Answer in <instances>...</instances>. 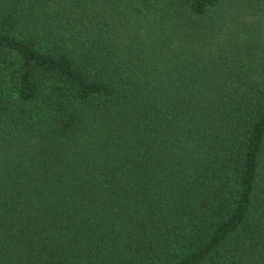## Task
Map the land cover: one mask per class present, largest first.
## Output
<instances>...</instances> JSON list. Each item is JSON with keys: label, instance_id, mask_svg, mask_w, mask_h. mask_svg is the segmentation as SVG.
<instances>
[{"label": "trees", "instance_id": "obj_1", "mask_svg": "<svg viewBox=\"0 0 264 264\" xmlns=\"http://www.w3.org/2000/svg\"><path fill=\"white\" fill-rule=\"evenodd\" d=\"M0 264H264V0H0Z\"/></svg>", "mask_w": 264, "mask_h": 264}]
</instances>
